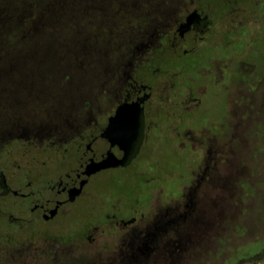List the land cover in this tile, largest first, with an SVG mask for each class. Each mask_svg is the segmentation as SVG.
<instances>
[{
	"label": "flooded vegetation",
	"instance_id": "af4514ba",
	"mask_svg": "<svg viewBox=\"0 0 264 264\" xmlns=\"http://www.w3.org/2000/svg\"><path fill=\"white\" fill-rule=\"evenodd\" d=\"M154 7L152 29L140 32L111 74L92 58L85 78L67 82L70 94L57 101L62 111L54 126L34 117L13 122L0 112L1 230H24L30 241L73 238L59 242L63 247L87 243L96 264L173 262L196 200L220 167L217 126L206 123L233 117L239 88L252 92L264 80V0H234L225 8L213 0H157ZM160 54L171 56L162 63ZM210 93L222 96L223 111L207 99ZM122 105L141 111L140 147L126 165L94 169L111 154H125L106 136ZM169 138L177 143L168 155ZM142 153L153 157L152 173L139 168ZM82 213L88 222L63 235L66 221ZM4 237L12 256L31 247Z\"/></svg>",
	"mask_w": 264,
	"mask_h": 264
},
{
	"label": "rangeland",
	"instance_id": "374dc122",
	"mask_svg": "<svg viewBox=\"0 0 264 264\" xmlns=\"http://www.w3.org/2000/svg\"><path fill=\"white\" fill-rule=\"evenodd\" d=\"M124 1H127L126 6H121L123 0H110L109 18L90 9L72 20L81 25L82 33L97 39L96 46L83 55L89 62L86 66H68L70 69L62 79H46L41 83L42 87L37 94H30L29 89L22 90L27 93L26 98L24 94L21 95L24 96L21 103L23 106L16 107V103L20 101L6 96L0 100V112L9 115L13 122L34 117L32 120L37 124L50 123L54 126L58 111H62L57 109V101L70 94L68 81L77 76L84 77L90 72L92 58L101 61L98 62V70L104 68L111 74L129 56L140 32L152 29L153 11L156 8L154 4L157 0ZM213 1L220 2L225 8L234 0ZM70 21L71 14L66 13L63 16L66 25L58 30V34H73ZM170 56L157 55L162 63ZM73 57H70L71 61L75 59ZM165 67L170 72L179 70L173 66ZM190 75L197 77L192 71ZM208 98L213 99L211 101L219 111L224 110L222 96L215 97L210 93ZM27 103L31 104L26 105ZM237 106L233 117L220 118L217 125L206 123L209 127L217 126L214 142L221 147L222 152L219 171L216 180L206 184L197 198L195 210L188 221V235L183 237V242L175 251L173 262L159 264H264V80L252 92L239 88ZM175 143L174 139L169 138L163 151L171 154L169 151L175 147ZM177 155L173 154L172 158L180 160L181 154ZM147 159L146 153H142L139 168L152 173L147 162L153 157ZM111 181L117 182L114 178ZM119 185L126 195L130 194L131 187L126 182ZM139 198L145 200L144 195ZM88 220L89 216L82 213L76 219L66 221L60 232L71 236ZM52 232L55 236L59 232L57 223L53 225ZM7 235H14L18 243L23 241L31 247L12 256L14 249L6 243L4 236ZM55 239L40 235L30 241L24 230L0 229V264H96L92 261L93 251L87 243H68L63 247L59 242L65 243V239L70 242L73 238L59 237V242Z\"/></svg>",
	"mask_w": 264,
	"mask_h": 264
},
{
	"label": "trees",
	"instance_id": "16d2710c",
	"mask_svg": "<svg viewBox=\"0 0 264 264\" xmlns=\"http://www.w3.org/2000/svg\"><path fill=\"white\" fill-rule=\"evenodd\" d=\"M90 9L109 18L110 0H0V100L27 94L25 89L37 94L46 79H62L68 66L89 63L83 55L97 39L72 20ZM66 13L73 34L62 36L58 30L66 25Z\"/></svg>",
	"mask_w": 264,
	"mask_h": 264
},
{
	"label": "water",
	"instance_id": "95a60500",
	"mask_svg": "<svg viewBox=\"0 0 264 264\" xmlns=\"http://www.w3.org/2000/svg\"><path fill=\"white\" fill-rule=\"evenodd\" d=\"M111 121V127L106 132V136L111 139L112 145L118 144L119 147L125 151V154L122 158H118L111 154L101 161L94 169L126 165L140 147L143 138L141 111H137L130 105H122L117 108L116 115ZM116 127H119L117 132H115ZM122 128L125 129L123 130ZM128 130H132V132Z\"/></svg>",
	"mask_w": 264,
	"mask_h": 264
}]
</instances>
